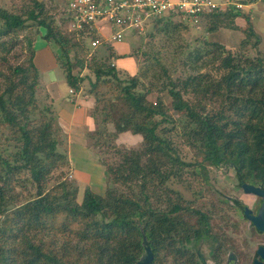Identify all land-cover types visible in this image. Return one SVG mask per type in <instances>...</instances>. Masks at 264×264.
Segmentation results:
<instances>
[{"label":"trees","instance_id":"16d2710c","mask_svg":"<svg viewBox=\"0 0 264 264\" xmlns=\"http://www.w3.org/2000/svg\"><path fill=\"white\" fill-rule=\"evenodd\" d=\"M19 1L18 7L0 5V264H135L145 246L153 252L150 264H158L162 243L168 253L183 254L197 244L191 237L211 238L216 244L211 249L218 250L228 219L196 207L205 196L201 183L208 184L202 162L214 158L217 172L234 169V176L264 187L263 38L249 13L232 6L200 15L206 33H243L237 48L176 38L175 32L190 26L174 13L151 17L136 35L151 40L160 35L164 43L156 51L151 40L150 51L141 45L131 49L140 64L134 74H125L113 62L120 55L112 43L99 37L91 47L98 37L94 30L71 28L66 0L49 6ZM20 35L27 62L8 64ZM38 35L56 44L67 85L75 92L87 86L94 96L87 144L104 167L103 195L85 186L78 201L77 185L64 177L47 185L54 171L70 168V161L53 99L34 62ZM163 92L179 113L176 118ZM125 131L140 134L141 141L117 146ZM20 186L29 193L25 202L16 192Z\"/></svg>","mask_w":264,"mask_h":264},{"label":"rangeland","instance_id":"374dc122","mask_svg":"<svg viewBox=\"0 0 264 264\" xmlns=\"http://www.w3.org/2000/svg\"><path fill=\"white\" fill-rule=\"evenodd\" d=\"M43 1L47 2L48 6L54 4L53 0H43ZM213 1L218 4L216 10H225V9L227 10L230 9L232 6H234L238 10L240 9L242 11L248 12L255 26L256 31L263 38L259 48L261 51H264V0L249 1L246 3L240 2L238 0H228L229 2H227V0H213ZM19 3H20L19 0H0V5L10 8L16 6L18 7ZM55 14H56V18L60 20V16H61L60 11L58 10ZM70 17L71 20L74 19L73 15H71ZM178 20L188 24L190 27L189 30L186 31L185 33L183 32V34L175 32L176 34L175 37L178 39H186L191 43H196L197 40L200 41L203 38L212 41H219L221 43L227 44L229 46H234L237 48V46H239L240 40L244 37V34L241 32H233V31L230 32L229 30L226 29H221L214 33H206L204 32V24L203 25L201 24L202 20L200 15L197 17V21H194L195 23L190 22L189 20H183L180 17H178ZM65 23L60 24L61 29L64 31H66ZM199 23H200L199 27H191ZM131 33L136 35L139 32L133 31ZM124 40L125 42L128 43V45H130L131 49L137 47L138 45H141L142 48L147 51H150V49H152L151 44L155 45V51H156L160 48L162 43H164V37L160 35L156 36L154 40H151L148 36L146 35L143 36L142 34L136 36L126 35ZM150 40H151L150 42L151 44L149 43ZM26 46L27 44L25 40L20 35L14 49H12L8 54V64L15 65V64L27 62L26 59L28 55V50L26 49ZM33 47L35 50L34 62L36 66L39 68L41 83L42 85H45V87L43 86V88L44 89L48 88L49 90L58 92L59 90L58 86H61L60 85L61 83L62 86L65 85V80H64L63 70L59 67L56 61V55H57L56 51L58 50L56 44L54 42H48L44 40L40 35H38L34 40ZM176 60H178V58ZM114 62L116 64L117 69L125 74H134L138 69V65L140 64L139 59L132 55L116 58L114 59ZM176 66L178 69L180 68V65L178 63H176ZM1 68L2 69L7 68V64H2ZM53 82H57L58 84ZM106 87H100L99 91H103L107 95H110V91L105 90L107 89ZM64 89L65 92H67L68 88L66 85L64 86ZM83 93L84 95L89 94L87 86H85V90L83 91ZM160 95L162 96V99L164 100L165 104L169 107V113H171V115L176 118L179 113L174 110H171L170 96L166 92H163ZM91 96L93 97L94 100V96L92 94ZM155 96L156 94L153 93L149 97L150 99H155ZM92 108L90 109V111H92ZM93 128L94 126H92L91 130L88 131L87 140H88V135L93 132ZM99 128H101V126ZM3 136L4 133L1 128L0 142L4 140V139L2 140ZM140 141H141L140 134L132 133L130 131H125L118 134L115 143L117 146L118 145L136 146ZM88 148L90 152L95 153L92 148H90L89 146ZM80 149L81 148L78 147L76 148L75 146H72L71 149H69L71 152V157L73 158V162L71 166L73 173L70 171L69 167L65 166L61 170L54 171L47 183V185L49 186L52 184L54 185L62 177L67 178L68 180L74 182L78 187V193H77L78 201L81 200L82 191L85 188L84 183L82 181H84V179L87 178V176H89L90 174H95V172L98 171H102V172L104 171V167H102L100 159H98L96 153L93 154V156H91L89 154H85L86 152H83ZM190 154L191 155L194 154L195 156L196 151H190ZM67 157H68V152H67ZM214 163H215L214 158H208L205 159L200 166L202 172V178L206 179L208 177V184L206 185L205 182L201 183L203 187V193L205 196L199 199L196 207L201 209L203 212H207V213L215 211V215H219L220 213V215H223L228 219L227 221L228 223L224 221V223H226L228 227L227 228L225 226L222 227L225 230V234H227L226 238L222 241H221L222 238L218 240V242L222 246L221 247L222 251L220 253L221 257L225 259L229 255V253L233 251L238 257V260L233 264H252L254 259H258V260L260 259V256L256 253V250L258 245L264 247V234L258 233L256 232V230H254L256 229L255 226L251 223V221L247 217L244 216V207L251 208L253 210L252 212L253 215H263L264 213L263 200H261V202L259 203L258 200L260 201L259 198L261 197L251 193H245L243 191V189L238 184L237 175L235 174L236 176H234V169L229 168L227 172L220 173L217 172V168ZM228 165L233 166V164H231L230 162ZM106 181L107 179L104 178L101 182L103 185L102 191L104 189V191L102 192L103 194L107 187ZM209 184L211 185V189L208 188ZM31 189L34 188L30 187V190ZM92 191L96 192L95 190ZM16 192L19 193V199L22 202H25L26 199L29 197L28 191L23 186L17 187ZM96 193L99 194V192ZM222 201L226 202L227 204L225 205L223 204V207L219 206V208H217L216 205L223 203ZM190 239L194 240L197 244L193 247L192 244H189V247L187 246L186 249L183 250L184 253L181 256L179 254H174L171 252L168 253L167 251L168 248L161 249V251H159L158 253L157 263L160 264L161 256L165 255L166 258L164 259V264H192V262H197L201 264L202 259L205 260L206 262L205 264H211V261H208V259L211 258V252L212 254L219 252V250H215L214 252L213 248L211 249V245L213 247L216 246L215 243L211 244L213 242L211 241L212 239L208 238V240H201V241L196 240L192 237ZM165 245L167 246L166 243ZM176 249H178V247H176Z\"/></svg>","mask_w":264,"mask_h":264},{"label":"built area","instance_id":"2783aa9c","mask_svg":"<svg viewBox=\"0 0 264 264\" xmlns=\"http://www.w3.org/2000/svg\"><path fill=\"white\" fill-rule=\"evenodd\" d=\"M66 2L74 17L71 28L77 30L89 28L97 33L98 37L91 40V47L97 46L101 39L110 43L122 41L126 30L140 32L145 21L151 17L174 13L183 20L194 22L202 13L218 7L213 0H66ZM102 22L103 24L98 25ZM103 25L110 31L104 32ZM72 91L70 89V92Z\"/></svg>","mask_w":264,"mask_h":264},{"label":"crops","instance_id":"0c3cea01","mask_svg":"<svg viewBox=\"0 0 264 264\" xmlns=\"http://www.w3.org/2000/svg\"><path fill=\"white\" fill-rule=\"evenodd\" d=\"M39 1H43V0H39ZM101 24H103V22L100 24L98 23V25H101ZM103 31L109 32L110 29L106 25H103ZM131 32L133 31L126 30L124 32V37L122 41L112 42V46L114 47L115 51L117 52L118 55H120L119 57H124V56L130 55L131 53L130 45H128V43L125 42L124 40L126 35H133ZM53 83L58 84L57 82H53ZM60 85L61 86H58L59 87L58 92H54L52 90H49L48 88L47 89L45 88V89L50 93L53 99V105H54L56 116H57L56 123L60 127L64 135L65 145H66L68 157L70 160V171L72 172L71 166H72L73 158L71 157V152L69 150L71 149L72 146H75L76 148L77 147L81 148L80 150L83 152H86L85 154H89L91 156L95 154L88 150L89 148L87 144V133L92 128V124L90 121L91 119L88 115L90 113L89 112L90 109L92 108L94 104L93 103L94 100L92 96L84 95L82 90L80 92H75L72 88H70L67 85L66 81H65V85L68 88L67 92H65V89H64L65 85L62 86V83ZM43 86L45 87V85ZM70 89H72L73 91L70 92ZM96 156L99 159V156L98 155ZM100 173H103V174H100ZM104 178L106 179L104 171L103 172L98 171V172H95V174H90L89 176H87V178H85L84 181L82 182L84 183V186H89L92 190H95L96 192H99L100 195H102L103 194L102 192L104 191V189L102 191L103 185L101 182Z\"/></svg>","mask_w":264,"mask_h":264},{"label":"water","instance_id":"95a60500","mask_svg":"<svg viewBox=\"0 0 264 264\" xmlns=\"http://www.w3.org/2000/svg\"><path fill=\"white\" fill-rule=\"evenodd\" d=\"M238 184L243 189L245 193H251L262 198L264 204V187L259 185H254L243 181L238 178ZM244 216L247 217L251 223L255 226L258 231L264 232V213L263 215H253L251 209L244 207ZM145 255L138 260L135 264H150L153 260V252L149 246H145ZM257 254L260 259H254L252 264H264V247L259 246Z\"/></svg>","mask_w":264,"mask_h":264},{"label":"flooded vegetation","instance_id":"af4514ba","mask_svg":"<svg viewBox=\"0 0 264 264\" xmlns=\"http://www.w3.org/2000/svg\"><path fill=\"white\" fill-rule=\"evenodd\" d=\"M256 185H259V184H256ZM259 186H261V185H259ZM260 199V201L258 200V202L260 203L261 202V198H259ZM249 209H251V208H249ZM251 212H253V210L251 209ZM252 226V225H251ZM256 230V232H258V233H262V234H264V232H261V231H258L257 229H255ZM164 246H166L165 244H161L160 245V249H164ZM222 246L220 245V247L219 248H217L218 250H219V252H217V253H215V254H211V258L210 259H208V261H211V264H233V263H235L237 260H238V257H237V255L233 252V251H231L230 253H229V255L225 258V259H223L222 257H221V255H220V253H221V251H222V248H221ZM258 247H259V245H258ZM258 247H257V250H258ZM257 250H256V253H257ZM180 256L182 255V254H179ZM166 258V256L165 255H162L161 256V259H160V264H164V259ZM206 262H205V260L204 259H202V262H201V264H205ZM192 264H199V263H197V262H192Z\"/></svg>","mask_w":264,"mask_h":264}]
</instances>
